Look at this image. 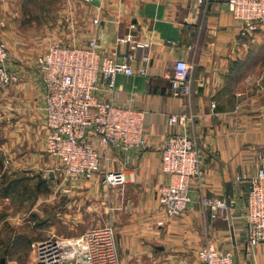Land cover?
Returning <instances> with one entry per match:
<instances>
[{
    "label": "crops",
    "instance_id": "crops-1",
    "mask_svg": "<svg viewBox=\"0 0 264 264\" xmlns=\"http://www.w3.org/2000/svg\"><path fill=\"white\" fill-rule=\"evenodd\" d=\"M33 1L30 19L39 24L27 35L15 23L28 15L29 0H0L6 66L17 76L0 88L5 158L13 162L23 141L30 151L19 155L15 167L27 159L35 167L44 161V85L36 55L51 43L80 46L93 36L100 55L132 69L116 73L112 89L99 78L96 96L143 111V146L125 152L108 149L100 157L101 171L125 174L114 191L116 217L122 219L115 226L121 260L202 264L197 251L209 245L231 249L235 264L264 263V242L246 244L248 184L241 178L256 170V152L264 149V22L239 34L240 22L226 0H66L61 8L53 3L49 12L42 8L43 0ZM127 34L136 41L132 49L128 41L117 40ZM129 52L130 59L122 58ZM177 58L189 69L187 95L171 93L168 77ZM178 113L188 119L169 123V115ZM178 131L194 137L202 174L189 181L185 209L167 216L157 200L158 187L168 180L160 170V150L166 137ZM50 156L47 160L55 163ZM98 181L96 174L70 185L87 195L90 184ZM204 197L224 199L225 206L211 210L201 203Z\"/></svg>",
    "mask_w": 264,
    "mask_h": 264
},
{
    "label": "built area",
    "instance_id": "built-area-1",
    "mask_svg": "<svg viewBox=\"0 0 264 264\" xmlns=\"http://www.w3.org/2000/svg\"><path fill=\"white\" fill-rule=\"evenodd\" d=\"M226 6L231 16L240 22L241 35L264 22V0H226ZM117 40L128 41L130 49L136 45L129 34ZM7 57V47L0 40L1 87L17 79L6 66ZM122 58L130 59L131 53ZM34 63L44 85V148L56 159L53 170L63 193L71 191L72 180L89 179L97 173L101 151L125 152L143 146V111L113 104L95 94L99 78L107 89H112L116 73H132L124 61L100 55L95 37L90 36L80 46L51 43L36 55ZM188 75L185 60L175 59L168 77L173 95L189 93ZM187 119L185 113L168 117L169 123L182 124ZM256 157L258 166L248 181L243 215L248 245L264 242V151L258 152ZM160 170L167 174L168 180L158 188V203L167 216L179 215L190 201L189 181L202 174L201 155L194 137L185 132L169 134L160 151ZM124 181L122 170H107L101 175V183L107 187ZM201 203L211 210L225 206L224 199L202 198ZM197 257L202 264H235L231 249L205 245L197 251ZM25 264H120L113 225L88 227L72 237L37 240Z\"/></svg>",
    "mask_w": 264,
    "mask_h": 264
},
{
    "label": "rangeland",
    "instance_id": "rangeland-1",
    "mask_svg": "<svg viewBox=\"0 0 264 264\" xmlns=\"http://www.w3.org/2000/svg\"><path fill=\"white\" fill-rule=\"evenodd\" d=\"M43 1L42 8L45 12L47 10L49 12L55 2L60 4H56L60 8L66 3V0ZM29 3V6H26L28 15L23 19L24 21L15 23L27 35L29 34L28 30L39 24L30 19L32 18L30 13H33L36 7L33 0H29ZM25 19L29 21H25ZM44 24L47 25L46 22ZM0 88L4 87L0 86ZM4 138L3 131L0 129V144H3ZM17 145L20 147L19 155H26L27 151H30L26 150L27 147L23 141ZM260 151H264V149L257 151L256 154ZM5 155L7 156L0 148V257L5 258V264L27 263L32 256L33 244L46 237H72L88 227L105 223H111L116 231L115 226L120 224L122 219L116 217L117 197L114 191L119 190L122 184L106 187L98 181L95 184H90V194L80 195L72 188L69 193H63L59 189L58 175L53 170L56 162L47 160L49 155L45 152V148L44 161L38 167H35L31 159L24 160L15 167L14 163L19 155H14V158L11 159L14 163L9 162ZM256 161L258 166L257 157ZM45 170H52L53 177L44 178ZM104 171H101L99 166V170L94 175L99 174L101 177ZM252 174H242L244 176H241L246 179L248 188V181ZM238 179L236 178V180ZM75 181L77 180H72L71 183ZM118 255L120 264H139L135 261H122L119 252Z\"/></svg>",
    "mask_w": 264,
    "mask_h": 264
},
{
    "label": "water",
    "instance_id": "water-1",
    "mask_svg": "<svg viewBox=\"0 0 264 264\" xmlns=\"http://www.w3.org/2000/svg\"><path fill=\"white\" fill-rule=\"evenodd\" d=\"M44 178H52L53 171L52 170H45L43 173ZM0 264H5V258L3 256L0 257Z\"/></svg>",
    "mask_w": 264,
    "mask_h": 264
}]
</instances>
